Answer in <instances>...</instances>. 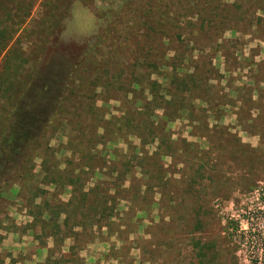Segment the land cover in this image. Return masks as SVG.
Masks as SVG:
<instances>
[{
    "label": "trees",
    "instance_id": "trees-1",
    "mask_svg": "<svg viewBox=\"0 0 264 264\" xmlns=\"http://www.w3.org/2000/svg\"><path fill=\"white\" fill-rule=\"evenodd\" d=\"M111 1L98 9L101 27L72 64L60 61L40 67L39 55L32 58L26 54L19 32L23 30L28 12L18 19L0 20V184L37 180L53 186L52 191L38 185L34 187L36 192L29 199L30 203L33 205L34 198H44L34 205L36 211H30V216L31 224L41 223L46 237L56 236L57 243L77 235L80 231L76 228L84 230L111 218L118 202L128 200L130 188L125 185L128 179L129 183L137 181L145 189L162 195L158 201L152 199V204L174 207L171 202L182 204L184 195L217 182L221 169L217 168L216 161L226 160L222 155L225 152L227 160L247 175L254 167L256 153L260 150L264 153V148L242 142L238 132L231 131L232 125L222 122L231 107L238 130L254 136L264 134L261 125L262 121L264 123V62L248 57L246 60L251 61L246 65L247 80L238 87L231 86L233 77L230 75L237 68L236 64L226 67L228 91L225 92L224 86L217 88L223 73L213 67L209 54L202 58V53L213 43L217 46L215 51L226 59L231 61V56H235L237 38L225 40L221 35L225 30L236 31L237 28L228 26L230 19L223 18L220 10L235 6L239 13L234 8L233 15L238 16L242 7L237 3L239 0L233 3L226 0ZM244 1L249 5L251 0ZM254 5V10L246 6L248 11L242 12V18L251 30L248 33L264 40V0H255ZM6 13L11 14L9 9ZM215 38L221 42L216 43ZM182 42L183 45H177ZM195 50L199 53L196 57ZM80 68L89 79L84 91L78 92L75 76ZM210 80L213 84L208 83ZM97 88L100 93H96ZM111 90L118 97L108 95ZM101 93L106 94V98L122 101L121 115L105 119L102 107L93 103ZM129 94L132 97L128 99ZM76 99L80 102L78 105ZM86 106L95 118L96 129L101 128L103 132L80 137L67 133L71 156L61 161L55 155L57 150L50 146L42 155L39 140L59 115L56 128L77 127L85 121H93L84 109ZM183 118L187 120L185 126L190 127V136L206 140V149L185 137H172L168 124ZM110 124L116 130L115 139L108 136ZM222 136H226L229 147L226 151L222 150ZM129 137L139 139L140 145L130 143L126 139ZM102 139H105L103 150L97 148L103 143ZM118 140L125 142L126 149L112 148V160L101 157L106 143ZM148 144L153 145V151L145 149ZM36 157L40 158L38 171H35ZM166 157L173 160L171 175L164 164ZM61 163L63 168L59 167ZM103 166L108 167L107 177L85 188L92 174H100ZM174 174H179L180 178H175ZM180 180L186 182L179 186L182 193L172 184ZM64 192L69 193L65 202L59 199ZM162 199H167V203ZM200 201L195 199L198 208L202 206ZM169 216L173 220L186 219L183 213ZM1 239L0 234V242ZM55 248L60 250V246ZM55 248L46 249L44 260L35 264L81 263L80 257L71 252L73 245L69 246V256L63 253L55 256ZM111 251L113 254L109 256L113 257L118 249ZM16 262L9 257L6 263L0 253V264ZM122 263L139 264L132 257Z\"/></svg>",
    "mask_w": 264,
    "mask_h": 264
},
{
    "label": "rangeland",
    "instance_id": "rangeland-1",
    "mask_svg": "<svg viewBox=\"0 0 264 264\" xmlns=\"http://www.w3.org/2000/svg\"><path fill=\"white\" fill-rule=\"evenodd\" d=\"M110 1L0 0V20L11 21L28 12L23 32H19V38L26 54L32 58L39 55L38 66L40 67L60 61L72 64L75 57L81 53L84 46L101 27L102 22L97 15L98 9L100 11L101 7ZM226 1L233 3L235 0ZM244 2V0L237 2L242 5L238 16L233 15L234 8L238 10L235 6L232 9L223 7V10H220L223 18L230 19L228 26L237 28L236 31L225 30L221 35L225 40L237 38V46L234 47L235 56H231V61L229 58L226 59L221 52L215 51L217 46L214 43L210 44V48L202 53V58H207V54H209L212 57L213 67L217 68L219 73H223L224 77L219 80L217 88L224 86L223 91L225 92L228 91L226 87L228 73L224 72L226 67L236 64L237 68L233 70V73L231 70L232 74L230 75L233 77L231 86L238 87L247 80L248 68L246 65L251 61L250 59V61L246 60L248 57H251L255 62H264V40L252 32L248 33L251 30L247 28L249 25L246 20L244 21L242 18V12L248 11L246 6H250L254 10L255 0H251L249 5ZM29 6L30 10L27 9ZM7 9L11 12L9 16L6 13ZM242 31L245 32L242 33ZM220 42L216 41V43ZM177 45H183V42ZM169 54L172 55V51H169ZM194 55L198 56V51L195 50ZM1 57L2 55L0 62ZM93 68H95V64ZM99 71H101L100 68ZM262 73L264 76V70ZM76 75H78L75 76L78 78L75 82L78 86L77 90L78 92L84 91L88 86V75L81 68ZM155 77L152 76V78ZM159 81H161L160 78ZM213 82L210 80L208 83L213 84ZM95 91L100 93V88ZM107 94L118 97L114 90ZM217 94L219 95L218 91ZM144 95L147 96L148 92H145ZM232 95L235 94L232 93ZM99 96L93 103L100 109L102 107L101 113L105 112V119L121 115V110L124 109L121 100L106 98V94L102 93ZM131 97L129 94L128 99ZM76 103L78 105L80 102L77 100ZM201 107H206V105L201 104ZM84 109L88 117L93 119L92 122L85 121L83 125L81 123L77 127L68 126L66 129H62L54 127L59 123L60 115L56 121H53L52 127L44 133L38 143V146H42V150L40 149L42 155L45 154L44 149L50 146L57 150L55 155L61 161L71 156V152L67 148V133L77 134L80 137L82 134L103 132L101 128L96 129L95 118L86 110L88 106ZM231 109L229 107V113L222 119V122L231 124L233 128L231 131L238 132L242 142L249 143L253 147L264 148V134L254 136L238 130ZM157 112L160 113V111ZM186 123L187 120L184 118L170 122L167 127L172 131V137H185L188 141H194L197 146L206 149L208 146L206 140L190 136V127H186ZM261 125L264 126L263 121ZM113 128L114 126L110 124L107 133H109V138L115 139L117 134ZM225 138L226 136L220 138L223 151L229 149ZM126 139L134 145H140V140L136 137ZM103 140L105 139H102V144L97 145L98 149H104L105 141ZM114 147L126 149L125 142L122 140H118L116 143L107 142L106 151L102 153L101 157L112 160L111 149ZM145 149L151 152L153 145L148 144ZM97 155L99 156V154ZM222 155L226 160L217 159L216 161L218 162L217 168L221 169L218 173L219 177L215 180L217 182L208 184L207 180H203L202 182L208 185L200 186L199 192L191 193L188 196L184 195L182 204L171 202L174 207L152 204V199L158 201L162 195L155 190L145 189L137 181L129 183L128 179L125 182V185L130 188L128 200L118 202L111 218L84 230L76 228L77 231H80L77 235L67 237L63 242L58 243L55 241L56 236L46 237V231L42 229L41 223L32 225L33 218L30 216V211H36L34 205L41 203L44 198V196L34 198L33 205L30 203L29 199L36 192L34 187L38 185L52 191L53 186L40 184L37 180L24 183H1L0 234L2 239L0 253L5 257L6 263L11 257L22 264L24 259H31L34 245L40 247L46 245L44 246L46 247L45 252L48 248L60 246V250L55 248L57 249L55 256L61 253L69 256V246L73 245L74 248L71 249V252L80 257V264H123L122 261L128 257H132L139 264H264V153L262 150L256 153L254 167L249 175L227 160L226 152ZM213 156L216 157L214 154ZM240 160L241 158H239V162ZM34 162L35 171H38L40 158L36 157ZM164 164L171 175L174 171L173 160L166 157ZM59 167L63 168L64 164L61 163ZM100 171V174H92L85 184V188L92 186L97 179L107 177L105 175L108 173L107 166H103ZM187 171L188 169L185 170V172ZM189 175L184 177L185 180L189 178ZM174 177L178 179L180 175L174 174ZM185 180L172 183L179 193H182L179 186L185 185ZM68 198L69 193L67 192L61 193L59 196V199L64 202ZM195 199H201L202 206L200 208L196 206ZM165 201L167 203V199H162L163 203ZM193 207L195 210H192ZM182 213L186 218L184 220L175 218L174 221L169 216L172 214L175 217L176 214L178 216ZM112 249H118V251L113 257H110L109 255L113 254ZM45 254L47 255V252ZM116 256L118 257L116 258Z\"/></svg>",
    "mask_w": 264,
    "mask_h": 264
},
{
    "label": "crops",
    "instance_id": "crops-1",
    "mask_svg": "<svg viewBox=\"0 0 264 264\" xmlns=\"http://www.w3.org/2000/svg\"><path fill=\"white\" fill-rule=\"evenodd\" d=\"M45 256L46 254H45L44 248L38 245H34V252L31 254V259H24V262L22 264H28V263L34 264L36 262L43 261ZM16 264H20V262L17 261Z\"/></svg>",
    "mask_w": 264,
    "mask_h": 264
}]
</instances>
